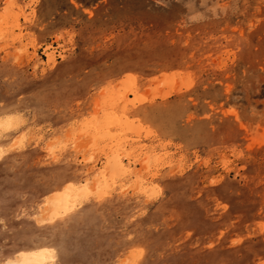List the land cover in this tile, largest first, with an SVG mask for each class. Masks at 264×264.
Instances as JSON below:
<instances>
[{"label": "rangeland", "instance_id": "1", "mask_svg": "<svg viewBox=\"0 0 264 264\" xmlns=\"http://www.w3.org/2000/svg\"><path fill=\"white\" fill-rule=\"evenodd\" d=\"M37 248L264 264V0H0V264Z\"/></svg>", "mask_w": 264, "mask_h": 264}, {"label": "bare ground", "instance_id": "2", "mask_svg": "<svg viewBox=\"0 0 264 264\" xmlns=\"http://www.w3.org/2000/svg\"><path fill=\"white\" fill-rule=\"evenodd\" d=\"M52 60V59H51ZM133 87V86H132ZM122 118V117H121ZM80 130V129H79ZM145 131V130H144ZM69 133V132H68ZM137 135V134H136ZM17 139V138H16ZM128 154V153H127ZM126 154V155H127ZM130 154V153H129ZM128 154V155H129ZM127 155V156H128ZM116 159V158H115ZM114 162H115V160H114ZM119 162H121V161H119ZM114 171H115V169H114ZM117 172V171H116ZM65 186H64V188L65 189H70V188H75V185L73 184V183H70V182H67V183H65L64 184ZM80 187V186H79ZM78 188V187H77ZM86 191V190H85ZM70 192H72V191H70ZM69 192V193H70ZM76 192H78V191H76ZM75 192V193H76ZM81 192H82V190H81ZM83 192H84V190H83ZM53 193V192H52ZM84 193H86V192H84ZM77 194H79V193H77ZM77 194H76V196H77ZM87 194V193H86ZM104 194V193H103ZM70 195V194H69ZM52 196V195H51ZM88 196V195H87ZM52 197H54V196H52ZM78 197V196H77ZM82 197V196H81ZM48 198V197H47ZM46 198V199H47ZM69 198H70V196H69ZM49 199H50V196H49ZM54 199H55V197H54ZM58 199V198H57ZM67 199V198H66ZM74 199H75V197H74ZM73 198L72 199H70V200H72L71 202H73V200H74ZM77 199V198H76ZM79 199H80V196H79ZM56 200V199H55ZM60 200V199H59ZM62 200H63V198H62ZM78 200V199H77ZM63 201H65V200H63ZM68 201V200H67ZM76 201V200H75ZM74 201V202H75ZM79 201V200H78ZM50 202V201H49ZM55 202V201H54ZM60 202V201H59ZM62 202V201H61ZM70 202V201H69ZM56 203H57V201H56ZM68 203V202H67ZM62 204H63V202H62ZM62 204H60V209H61V207L63 208L64 207V205H62ZM65 204H66V202H65ZM68 205H70L69 203H68ZM66 207H67V204H66V206H65V209H66ZM59 209V210H60ZM68 209V208H67ZM57 210V209H56ZM47 212V211H46ZM49 212V211H48ZM47 212V213H48ZM61 211H59V213H60ZM55 213V212H54ZM58 213V214H59ZM56 214V213H55ZM48 215V214H47ZM19 252V251H18ZM21 260H23L24 262H25V264H49L50 263V261L52 260V254L49 252V251H46V250H44V249H41V248H37V249H29V250H26V251H23V252H19V254H18V256L15 258V259H11V261H21ZM10 261V260H9ZM7 262V261H6Z\"/></svg>", "mask_w": 264, "mask_h": 264}, {"label": "clouds", "instance_id": "3", "mask_svg": "<svg viewBox=\"0 0 264 264\" xmlns=\"http://www.w3.org/2000/svg\"><path fill=\"white\" fill-rule=\"evenodd\" d=\"M5 264H25V262L23 260H21V261H7V262H5Z\"/></svg>", "mask_w": 264, "mask_h": 264}]
</instances>
